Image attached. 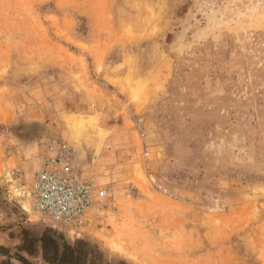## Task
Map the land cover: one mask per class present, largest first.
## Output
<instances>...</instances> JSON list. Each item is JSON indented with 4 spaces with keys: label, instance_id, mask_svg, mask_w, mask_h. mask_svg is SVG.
I'll return each instance as SVG.
<instances>
[{
    "label": "rangeland",
    "instance_id": "374dc122",
    "mask_svg": "<svg viewBox=\"0 0 264 264\" xmlns=\"http://www.w3.org/2000/svg\"><path fill=\"white\" fill-rule=\"evenodd\" d=\"M66 151L110 264H264V0H0V229Z\"/></svg>",
    "mask_w": 264,
    "mask_h": 264
},
{
    "label": "built area",
    "instance_id": "2783aa9c",
    "mask_svg": "<svg viewBox=\"0 0 264 264\" xmlns=\"http://www.w3.org/2000/svg\"><path fill=\"white\" fill-rule=\"evenodd\" d=\"M11 180L23 197L30 201V210L52 224L66 226L69 232L86 224L85 214L92 205L94 187L92 183L74 172L68 151L45 161L41 170L26 188L20 175L12 172ZM105 196L106 191H99Z\"/></svg>",
    "mask_w": 264,
    "mask_h": 264
},
{
    "label": "trees",
    "instance_id": "16d2710c",
    "mask_svg": "<svg viewBox=\"0 0 264 264\" xmlns=\"http://www.w3.org/2000/svg\"><path fill=\"white\" fill-rule=\"evenodd\" d=\"M22 244L17 248L18 252H23L28 256L35 254V241L29 239L26 232H23ZM38 242L42 261L46 264H110L106 261L104 252L96 244L76 240L68 243L57 232L46 230L43 232ZM21 264H29L24 258L18 257ZM5 259L6 264H12ZM114 264H126L122 260H117Z\"/></svg>",
    "mask_w": 264,
    "mask_h": 264
},
{
    "label": "crops",
    "instance_id": "0c3cea01",
    "mask_svg": "<svg viewBox=\"0 0 264 264\" xmlns=\"http://www.w3.org/2000/svg\"><path fill=\"white\" fill-rule=\"evenodd\" d=\"M37 167L38 170L42 167V159L39 160ZM87 168H89L90 171L91 164ZM38 170H35L34 173ZM3 207L8 212V214H12L14 217L13 222L8 224V226H5L2 229H0V248L8 251L10 255H12L11 253L14 252V250L22 244L21 232L23 230H25L28 233L29 238L36 241L35 254L31 257L27 256L24 258V260H26L31 264H46L42 261L41 252H40V243L38 242L39 238L41 237V235L43 234L46 228L55 230L57 233L61 234L67 242H72L75 240L73 237H71L73 233L67 232V230L63 226H56L48 222H44V221L42 222L41 220H38L32 216H27L19 208L17 209V207L11 204H5ZM223 252L224 254L227 253L228 257L226 258L232 259L234 264H236L235 261H237L239 257H237L234 254H231L229 252V249H225ZM4 259L6 258H0V260H4ZM10 260L13 262H17L18 259L11 258Z\"/></svg>",
    "mask_w": 264,
    "mask_h": 264
}]
</instances>
